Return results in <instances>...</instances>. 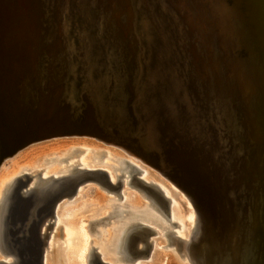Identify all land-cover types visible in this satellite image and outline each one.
I'll return each instance as SVG.
<instances>
[{"label":"water","instance_id":"1","mask_svg":"<svg viewBox=\"0 0 264 264\" xmlns=\"http://www.w3.org/2000/svg\"><path fill=\"white\" fill-rule=\"evenodd\" d=\"M201 1L185 0L209 20L212 9ZM118 2L0 0V38L8 37L0 43L12 40L10 28L28 18L37 27L27 45L13 41L8 51L0 50V163L45 137L83 135L114 145L180 187L196 213L200 207L205 220L201 232L184 247L192 264L193 251L196 262L205 264L206 240L209 250L218 251L215 261L207 260L210 264H264L262 202L246 206L241 199L247 189L229 186L243 175L246 185L253 186L256 175L246 164H254L256 156L264 160L262 152L254 153L260 145L248 139L244 126L251 117L243 111L236 89L230 106L226 102L231 98H222L224 106L208 100L213 91L201 78L207 50L223 63L232 54L213 34L190 30L175 0H131L136 18L129 29ZM16 15L22 16L20 22L9 23L8 17ZM251 109L264 112V105L258 101ZM139 174L135 170L129 182L151 188L166 205L162 192ZM29 180L24 175L4 205L0 240L11 262L0 264H42L58 207L88 181H98L118 199L122 196L120 176L110 183L100 169L53 178L41 190H26ZM248 209L255 211L254 217L249 215L253 227L244 231L243 210ZM142 228L148 236L154 234ZM174 238L179 250L183 241ZM150 246L145 239L137 254L147 253ZM98 258L92 248L91 264H103Z\"/></svg>","mask_w":264,"mask_h":264},{"label":"rangeland","instance_id":"2","mask_svg":"<svg viewBox=\"0 0 264 264\" xmlns=\"http://www.w3.org/2000/svg\"><path fill=\"white\" fill-rule=\"evenodd\" d=\"M204 1L205 2L207 1L205 4L207 5V7L208 6L211 7V9L213 8L214 2H215L214 6L218 7V9H216V7H214V9L212 10V12L210 14L211 18H212V19L210 18L211 25L213 28L215 27L213 29V31H214L213 34H214L217 42L218 43L220 42V45L225 44L226 46L231 47V48H228V47L227 48L229 50V53L232 54L229 56V58L227 56V60H226L227 62L223 63L224 64L223 68H225L223 70L224 71L223 74L226 75V76H224V79L225 80L227 79L226 81L228 83H230L232 81L231 79L233 77V81L231 82V83L234 82L232 84L233 85L232 88L235 90L236 87L238 86L236 90H237V93L239 94V98H241V99L243 98L242 101L240 99V104L244 103L243 105H241L243 108V111L245 112L246 115H249L250 117L253 116L249 121L245 122V124L246 123L250 124V127L247 125L248 126L247 128L249 130L248 132L250 134L249 136L253 137L254 141L259 140L260 136L258 134H256L257 129H255V128H257V125H256L258 123L257 113H259V110L255 109L252 111L251 106L253 103L255 104V102L258 103V101H261L262 104L264 105V97H263L264 96V92H263L264 88L262 91V87L264 86L263 85L264 80L261 79V78H264V76H263L264 75V67H263L264 63H262V65L259 63V62L264 61V29L261 30V28L259 26L254 25V24L249 25V22H251V19L257 16V14L254 13L256 8L250 7L251 9L250 10L248 9L249 5L251 6L250 2H253L254 0H236L237 4H236L235 0H229V1H227V0H225V1L224 0H216L217 2L215 0L214 1L210 0V2L212 1L211 3L209 2V0H203V2ZM175 2H177L176 3L177 5L180 4V0H175ZM208 2H209V4H208ZM230 3H232V4H230ZM220 4H222L223 6ZM226 8L228 10H226ZM231 8H233V9L235 8V9L233 10ZM238 8H240V9H238ZM220 9L222 11H220ZM223 10H224V12H223ZM229 10H231V11H229ZM227 12H228V14H227ZM249 12L253 13V15L250 14ZM213 14L216 15V16L214 15V18L216 20H214V18L212 16ZM232 15H235L236 17L232 16ZM39 16H40V14H39ZM221 17H223V18H221ZM21 18H22V16L16 15L14 17H8V20H10L9 23L11 21H14L15 23L18 24V22H20L19 20H21ZM236 18H238V19H236ZM11 19H13V20H11ZM34 19H35V17H34ZM239 19H240V21L238 22ZM223 20H225V21H223ZM235 20H236V22H234ZM216 22H217V24H216ZM27 23L29 26L27 25ZM30 23H31V25H30ZM231 24H232V26H231ZM24 25H22V26L20 25L19 27H15V28L11 27L10 31L14 30V32L16 31V33H17L16 34L13 32V36H15V37L12 40L14 42L20 41L19 43H23V45H25V44L27 45V43L30 41L29 39H32V34L36 33V31H35L36 22L32 23V20L28 18V21H26ZM238 25H239V27L240 26L242 27L241 28L242 31L240 30V28H234L236 26L238 27ZM228 26H231V27H229L231 29H229ZM226 27H227V29H226ZM26 29H28V30H26ZM215 29H217V30H215ZM223 29H225V31ZM220 30H223V31H220ZM226 30L227 31L229 30L228 31L229 37H228ZM232 30L234 31V33ZM237 30L238 31L240 30V32H238ZM243 30H245V31H243ZM20 31H22V32H20ZM247 31H248V34L246 33ZM221 32H222L223 36H222ZM239 33L241 34V36L238 35ZM244 33L247 35H245ZM231 34H233V35L231 36ZM216 36H218V37H216ZM224 36H226L227 38L226 37H225V39L221 38ZM218 38H221V39H218ZM7 39H8L7 35H3L0 38L1 41H5ZM233 39H235V40L232 41ZM12 40H10L11 42L8 41L6 43H4V42L0 43L1 52L4 53V52L8 51V46L12 44V42H13ZM222 40H225V41L221 42ZM232 43H234L233 46L231 45ZM235 46H237V47H235ZM236 48H237V50H236ZM233 49L237 53L234 52ZM238 50H239V52H238ZM240 50H241V52H240ZM242 51H244V52H242ZM248 52H249V54H248ZM249 55H251V56H249ZM259 56H260V58H259ZM239 57H240V59H239ZM248 57H249V59H247ZM242 58H244V60ZM228 59H230V60L228 61ZM251 59H254V60H251ZM241 60H243L244 62ZM245 60H246V62H245ZM222 61H223V59H222ZM235 63H237V65ZM256 64H257V66H256ZM239 66H241V68ZM244 66H245V68H244ZM228 67L229 68L231 67L232 69L229 70ZM260 69H262V71ZM233 70H235V71H233ZM257 70H259V71L257 72ZM238 71H241V72H238ZM252 71L253 72L255 71L257 73H255V72L253 73ZM233 72H234V74H233ZM247 73H248V75H247ZM258 73H260V74H258ZM235 74H237L238 76ZM227 75H229V76H227ZM255 75L258 77H256ZM236 76L239 78H236ZM242 76L247 78V79L243 78ZM229 77H231V78H229ZM254 77H255V79H254ZM259 81H260V83L262 82V84H260ZM236 84H238V85H236ZM234 86H236V87H234ZM239 88L241 89V93H239L240 92ZM247 88H248L249 92L247 91ZM243 89H244L245 93L247 92L246 94L244 93ZM257 89L261 91L260 92V94H261L260 96L262 97L261 100L260 99L258 100L257 98H255V97H257ZM262 93H263V95H262ZM246 97H247V101H248L247 103H246ZM262 99H263V101H262ZM251 100H253V101H251ZM247 104H249L250 106ZM260 112L262 113V110ZM263 114H264V112H263ZM255 115H256V117H255ZM251 127L252 128L254 127L253 128L254 130L251 129ZM47 141L36 142V143L30 144L28 147L25 148L26 151H25V149H23V150L19 151L16 154V156H13L14 158L11 157L12 159L11 158L7 159L3 164L2 172L12 162H14V163L17 162V164L20 163L19 167H18L19 170L18 169L17 170L21 174H25V175L30 176V180H29L30 182L27 185V186H30L32 184V182H34V181L38 182V179H40L41 174H46L48 176H51V175L62 176L64 173L69 171V169L70 170L79 169L80 168L79 164H83L84 167L87 168V170L100 169V170L104 171L106 173V175L109 177L108 180L110 183H114L116 180V176H120V179L122 181V187H121V190L119 193L122 196L120 199H118V197L116 195H114L111 192H107L105 189H103V187L99 183H97L95 181H88L84 185H81L79 187L77 194H75L72 198H70L68 200H64L62 205H60L57 209L56 220L54 222L53 227L49 231V237L47 240V245L44 247L43 260L44 259L45 260L43 262H45V263H43V264H51L50 259H52L53 256H57V257L61 256L62 259L65 260L66 264H71V262H70L71 257H69L70 252H72L74 254L76 253L77 249H75L76 251L74 250V248H76L75 245H77L78 241H81L82 238H83V240H82L83 243L86 244L85 250H83L84 255L82 258V264H87V254L89 253V249H91V247L95 248L96 253H99V257H100V259L102 258L101 261L103 263H106V264H125L123 262H120L119 260H118L119 262L118 261L116 262V259H114L116 257L112 256L113 255L112 251L107 250V252L105 253L106 250H104V249H106V245H107V241H108L107 239H109V243H110V241L112 240V237H113L111 235H114V232L111 230L112 226L113 225L115 226L114 222L109 224V226H111V227L107 226V227H104L101 229V233L104 232L103 233L104 235L106 233L105 237H103V235L101 234V238H97L95 234L93 237V234L91 235L89 233V223L92 220L101 219V218L107 216V214L111 211V208L109 206L113 203H116V204L124 203L122 209L123 210L125 209V211H137V210L140 211V210L147 208V206H145V204L147 205L149 201H154V198L151 195H149L144 189H139L140 188L139 186H135V184L127 185L126 182L128 179L122 177L123 174L120 173V170H118V168H117L119 166L120 160L127 161V162L130 161V163L134 164V166L137 167V169L140 171L138 178L142 179L143 181H144V179L152 180L155 184H159L163 189H165L168 197L164 196V195L163 196L168 199V203L166 205H163V206H164V209L167 210V212H168V218H165V219H163L161 217H159V218H161V221H163L162 225H165L166 223H167L166 225H168L167 219L171 220V218L173 219V220H171V222L174 223V225L170 226L167 230L166 229L161 230L162 227L160 228V226L157 225V223L154 221H153L154 224H152L151 219H150V221L148 219V221L142 222L141 225H145V226L151 228L155 232V234H151L148 236V234H147L148 232H146L145 239L152 242V244L150 246V249L147 251V253L142 254V255L141 254L140 255H133L134 264H137V263L147 264L146 262H150V264H189L187 262V259L182 256L183 252L175 249L176 245L173 244V245L166 246L167 241L164 238H162V234L166 233V232L168 233L170 231V232H174L175 236L179 237V238L181 237V235L184 237L187 236V233L185 232V229L187 228V226H186L187 219H186V216L184 218H183V216L187 213V210L193 211L192 205L190 204L188 199L185 197V195L182 192H180L176 187H174L158 171H156L155 169H153L149 165L142 163L141 161H139L138 159H136L132 155L125 154V152H123L122 150H119V149L112 147V146H109V145H104V144L97 142L93 139H88V138H57L56 139L55 138V139H51V140H47ZM24 151H25V153H24ZM27 151H28V153L26 154ZM23 159H25V160L23 161ZM62 159H64V160H62ZM254 164L258 165V162L255 161ZM85 165H87V166H85ZM71 166H74V167H71ZM75 167H77V168H75ZM65 170H67V171H65ZM143 172L145 173V175L144 174L141 175ZM107 173H109V174H107ZM142 176H144L143 177L144 179L142 178ZM112 179L114 181H112ZM41 184L42 183H39V185H41ZM144 196H148V199H146V197H144ZM134 201L137 203V205L135 204ZM130 204H131V206L129 207L128 205H130ZM181 216H182V219H181ZM180 223H182L184 227L183 226L181 227ZM72 224H76V227L73 230H70L68 232V230H69L68 228ZM96 239H98V240L95 241ZM99 239H101V240H99ZM180 239H183V238H180ZM101 243H102V246H101ZM138 247H140V245ZM97 249H100V250L102 249V250L100 251ZM100 253H102V254H100ZM3 260L5 261L6 259L4 256H2L0 254V261H3Z\"/></svg>","mask_w":264,"mask_h":264},{"label":"bare ground","instance_id":"3","mask_svg":"<svg viewBox=\"0 0 264 264\" xmlns=\"http://www.w3.org/2000/svg\"><path fill=\"white\" fill-rule=\"evenodd\" d=\"M119 2V5L123 8V10H124V12L126 13V16H127V29H129L130 27H131V24H133V21H134V19L136 18V15H134L135 13H134V9H133V7H132V3H131V0H118ZM214 1V0H213ZM216 1V0H215ZM225 1V0H224ZM227 1H229V0H227ZM236 1V0H235ZM207 2V1H206ZM206 2H203V0L201 1V3L203 4V3H206ZM209 2H210V0H209ZM209 2H208V4H209ZM212 2V1H211ZM210 2V3H211ZM217 2V1H216ZM231 2V1H230ZM177 2H175V8L180 12V15L181 16H183V19H184V21H185V23L189 26V28H190V30H194L195 32H197L196 33V35L198 34V33H200V35H201V33H204V34H206V35H210V33L211 34H213L214 33V31H213V29L215 28H213L212 27V25H211V20L209 19H207V17L203 14V11H202V9H200L198 12L196 11V10H193L192 8H190V6L187 4V2H185V0H180V4L179 5H177L176 4ZM223 3V2H222ZM213 4V3H212ZM218 4V3H217ZM230 4H232V3H230ZM236 4H237V1H236ZM250 4H251V6L249 5V7H248V9L250 10L251 8L250 7H254V8H256L255 9V12L254 13H256L257 14V16L256 17H254V18H252L251 19V22H249V25H257V26H259L260 28H261V30L262 29H264V0H254L253 2H250ZM214 5H215V2H214ZM213 5V8H212V10L214 9V7H216V6H214ZM220 5H222V4H220ZM225 5V4H224ZM234 5V4H233ZM212 6V5H211ZM223 6V5H222ZM226 6V5H225ZM236 6V5H235ZM227 7V6H226ZM230 7V6H229ZM242 7V6H241ZM225 8V7H224ZM216 9H218V7H216ZM231 9H233V8H231ZM235 9V8H234ZM233 9V10H234ZM238 9H240V8H238ZM237 9V10H238ZM242 9V8H241ZM115 10H117V9H115ZM226 10H228L227 8H226ZM113 11H114V9H113ZM215 11V10H214ZM213 11V12H214ZM220 11H222L221 9H220ZM229 11H231V10H229ZM242 11V10H241ZM223 12H224V10H223ZM233 13V12H232ZM250 14H252L253 15V13H251V12H249ZM211 14V13H210ZM217 14V13H216ZM227 14H228V12H227ZM226 14V15H227ZM230 14V13H229ZM240 14V13H239ZM262 14V15H261ZM113 15H118L117 14V12H114L113 13ZM214 15L215 14H213L212 16H213V18H214ZM259 15V16H258ZM19 16V15H18ZM216 16V15H215ZM218 16V15H217ZM225 16V15H224ZM229 16V15H228ZM232 16H235V15H232ZM219 17V16H218ZM230 17V16H229ZM236 17V16H235ZM239 17V16H238ZM220 18V17H219ZM221 18H223V17H221ZM234 18V17H233ZM30 19V18H29ZM113 19H114V25H117V17H113ZM212 19V18H211ZM218 19V18H217ZM229 19V18H228ZM236 19H238V18H236ZM13 20V19H12ZM111 19H109V21H110ZM214 20H216L215 18H214ZM219 20V19H218ZM230 20V19H229ZM28 21V20H27ZM223 21H225V20H223ZM240 21V19L238 20V22ZM17 22V21H16ZM213 22V21H212ZM229 22V21H228ZM234 22H236V20L234 21ZM29 23V22H28ZM28 23H27V25H28ZM33 23V22H32ZM25 24V23H24ZM214 24V23H213ZM216 24H217V22H216ZM238 24V23H237ZM236 24V25H237ZM243 24V23H242ZM26 25V26H27ZM30 25H31V23H30ZM34 25V24H33ZM222 25V24H221ZM226 25V24H225ZM224 25V26H225ZM241 25V24H240ZM25 26V25H24ZM29 26V25H28ZM231 26H232V24H231ZM231 26H228V28L229 27H231ZM32 27V26H31ZM34 27V26H33ZM218 27V26H217ZM27 28V27H26ZM37 28V27H36ZM209 28H210V30L211 31H209ZM224 28V27H223ZM234 28H240V30H241V26L239 27V25H238V27L236 26V27H234ZM29 29V28H28ZM28 29H26V30H28ZM221 29V28H220ZM226 29H227V27H226ZM229 29H231V28H229ZM215 30H217V29H215ZM224 31H225V29H223ZM223 30H220V31H223ZM240 30L238 31V32H240ZM246 30V29H245ZM245 30H243V31H245ZM249 30V29H248ZM19 31V30H18ZM219 31V32H220ZM227 31V30H226ZM229 31V30H228ZM228 31H227V34H228ZM233 31V30H232ZM242 31V30H241ZM20 32H22V31H20ZM216 32V31H215ZM237 32V33H238ZM14 33H16V31L14 32ZM19 33V32H18ZM230 33V32H229ZM233 33H234V31H233ZM243 33V32H242ZM247 34H248V31L246 32ZM17 34V33H16ZM221 34H222V32H221ZM220 34V35H221ZM226 34V33H225ZM245 34V33H244ZM247 34H245V35H247ZM250 34V33H249ZM19 35V34H18ZM214 35V34H213ZM216 35V34H215ZM233 34H231V36H232ZM235 35V34H234ZM238 35H240L241 36V34L239 33ZM13 36V35H12ZM219 36V35H218ZM218 36H216V37H218ZM222 36H223V34H222ZM239 36V37H240ZM243 36V35H242ZM14 37V36H13ZM225 37L226 36H224V37H221V38H224L225 39ZM228 37H229V34H228ZM234 37V36H233ZM232 37V38H233ZM236 37V36H235ZM247 37V36H246ZM18 38V37H17ZM221 38H218V39H221ZM227 38V37H226ZM20 39V38H19ZM230 39V38H229ZM21 40V39H20ZM235 39H233L232 41H234ZM240 40V39H239ZM13 41V40H12ZM223 41H225V40H222L221 42H223ZM229 41V40H228ZM251 41V40H250ZM11 42V41H10ZM9 42V43H10ZM18 42V41H17ZM20 42V41H19ZM244 42V41H243ZM252 42V41H251ZM225 43V42H224ZM219 44H220V42H219ZM233 44L234 43H232L231 45L233 46ZM236 44V43H235ZM243 44V43H242ZM246 44V43H245ZM252 44V43H251ZM250 44V45H251ZM222 45V44H221ZM237 45V44H236ZM8 46V45H7ZM223 46V45H222ZM242 46V45H241ZM245 46V45H244ZM256 46V45H255ZM226 47H228V46H226ZM235 47H237V46H235ZM251 47V46H250ZM228 48H231V47H228ZM233 48V47H232ZM242 48V47H241ZM252 48V47H251ZM258 48V47H257ZM256 48V49H257ZM235 49V48H234ZM233 49V50H234ZM247 49V48H246ZM255 49V50H256ZM259 49V48H258ZM257 49V50H258ZM236 50H237V48H236ZM248 50V49H247ZM254 50V51H255ZM232 51V50H231ZM252 51V50H251ZM234 52H236L235 50H234ZM238 52H239V50H238ZM240 52H241V50H240ZM242 52H244V51H242ZM237 53V52H236ZM253 53V52H252ZM256 53V52H255ZM260 53V52H259ZM248 54H249V52H248ZM254 54V53H253ZM211 55H213L209 50H207L206 52H205V54H204V56H203V61H201L202 63H200L201 65H202V69H203V71H202V73H201V78H203V80H204V82L206 83V85H208V87H209V89L210 90H212L213 92L211 93L210 92V94L207 96V99L208 100H211V98H213L214 100H215V102L217 103H219V104H223V106H224V103L222 102L223 100L226 102V99H230L229 101H227L226 103L230 106V103H232V102H234V98L232 97V90H233V88H232V84L234 83H228L225 79H224V76H226V75H224L223 74V70L225 69V68H223V61H221V59L220 58H217V57H215L214 55L213 56H211ZM242 55V54H241ZM209 56H211V57H209ZM240 56V55H239ZM248 56V55H247ZM249 56H251V55H249ZM255 56V55H254ZM259 58H260V56H259ZM233 59V58H232ZM239 59H240V57H239ZM243 60H244V58H242ZM246 59V58H245ZM247 59H249V57L247 58ZM230 59H228V61H229ZM243 60H241V61H243ZM251 60H254V59H251ZM256 60V59H255ZM232 61V60H231ZM235 61V60H234ZM240 61V62H241ZM262 61V60H261ZM244 62V61H243ZM242 62V63H243ZM245 62H246V60H245ZM256 62V61H255ZM258 62V61H257ZM226 63V62H225ZM261 65H262V63H264V61L263 62H259ZM232 64V63H231ZM236 65H237V63H235ZM259 64V65H260ZM244 65V64H243ZM254 65V64H253ZM258 65V66H259ZM226 66V65H225ZM230 66V65H229ZM256 66H257V64H256ZM255 66V67H256ZM240 68H241V66H239ZM261 67V66H260ZM264 67V66H263ZM229 68V67H228ZM234 68V67H233ZM244 68H245V66H244ZM258 68V67H257ZM232 68L230 67L229 68V70H231ZM237 69V68H236ZM248 69V68H247ZM228 70V71H229ZM238 70V69H237ZM255 70V69H254ZM261 71H262V69H260ZM227 71V70H226ZM233 71H235V70H233ZM242 71V70H241ZM241 71H238V72H241ZM259 70H257V72H258ZM260 71V72H261ZM243 72V71H242ZM253 72V71H252ZM255 72V71H254ZM253 72V73H254ZM257 72H255V73H257ZM228 73V72H227ZM226 74V73H225ZM233 74H234V72H233ZM240 74V73H239ZM242 74V73H241ZM258 74H260V73H258ZM257 74V75H258ZM235 75H237V74H235ZM234 75V76H235ZM247 75H248V73H247ZM227 76H229V75H227ZM238 76V75H237ZM236 76V78H239V77H237ZM245 76V75H244ZM256 76V75H255ZM264 76V75H263ZM262 76V77H263ZM243 77V76H242ZM247 77V76H246ZM256 77H258V76H256ZM229 78H231V77H229ZM228 78V79H229ZM243 78H245V77H243ZM260 78V77H259ZM232 79H233V77H232ZM242 79V78H241ZM245 79H247V78H245ZM254 79H255V77H254ZM258 79V78H257ZM262 80H264V78H261ZM259 80V79H258ZM261 80V81H262ZM230 81V80H229ZM236 81V80H235ZM243 81V80H242ZM247 81V80H246ZM245 81V82H246ZM249 81V80H248ZM240 82V81H239ZM238 82V83H239ZM241 83V82H240ZM244 83V82H243ZM259 83H260V81H259ZM260 84H262V82L260 83ZM235 85V84H234ZM236 85H238V84H236ZM256 85V84H255ZM264 85V84H263ZM240 86V85H239ZM257 86V85H256ZM234 87H236V86H234ZM238 87V86H237ZM237 87H236V89H237ZM252 87V86H251ZM255 87V86H254ZM253 87V88H254ZM258 87V86H257ZM262 87V86H261ZM256 88V87H255ZM263 88H264V86L262 87V91H263ZM240 89V88H239ZM259 89V88H258ZM258 89H257V92H258ZM261 89V88H260ZM243 91H244V89H243ZM247 91H248V88H247ZM239 92V91H238ZM249 92V91H248ZM264 92V91H263ZM239 93H241V89H240V92ZM244 93H245V91H244ZM247 93V92H246ZM245 93V94H246ZM255 94V93H254ZM253 94V95H254ZM260 94V93H259ZM248 95V94H247ZM262 95H263V93H262ZM224 96V97H223ZM239 96V95H238ZM246 96V95H245ZM242 97V96H241ZM254 97V96H253ZM264 97V96H263ZM222 98H223V100H222ZM239 99H241V98H239ZM245 99V98H244ZM243 100V98L241 99V101ZM255 100V99H254ZM212 101V100H211ZM251 101H253V100H251ZM262 101H263V99H262ZM244 102V101H243ZM242 102V103H243ZM248 101H247V97H246V103H247ZM255 103H257V102H255ZM262 103V102H261ZM244 104V103H243ZM243 104H241V105H243ZM247 105H249V104H247ZM252 105H254V103L252 104ZM250 106V105H249ZM245 108V107H244ZM243 109V108H242ZM246 110V109H245ZM257 110V109H256ZM261 111V110H260ZM256 112V111H255ZM258 112V111H257ZM253 117V116H252ZM251 117V118H252ZM255 117H256V115H255ZM256 120V119H255ZM257 121H258V123L256 124L257 125V128H255V129H257V133L256 134H258L259 136H260V139L259 140H255L254 141V138L253 137H250L249 135H248V139L249 140H251L252 142H254L255 143V146L256 145H260V147H259V149H257V150H255V154H257V153H259V151L260 152H262L263 153V156H264V125H261L262 123H261V121L262 122H264V114H263V112L261 113H257ZM247 122V121H246ZM251 122V121H250ZM259 123H260V125H259ZM249 127H250V124H248V123H246ZM255 125V126H256ZM245 126V128L248 130V126H246V125H244ZM253 126V125H252ZM254 128V127H253ZM252 127H251V129H253ZM254 130V129H253ZM251 131V130H250ZM252 133V132H251ZM253 135V134H252ZM57 139V138H88V137H85V136H83V135H73V136H67V135H65V136H54V137H45V139H41V140H39L38 142H43V141H47V140H51V139ZM88 139H93V138H88ZM257 139V138H256ZM94 140V139H93ZM95 141H97V140H95ZM48 142V141H47ZM97 142H100V141H97ZM36 143V142H35ZM100 143H102V142H100ZM103 144V143H102ZM30 145V144H29ZM29 145H27V146H25V147H23V148H20V149H18L16 152H14L11 156H9L8 158H6V159H4V160H2V162L0 163V226H1V221H2V217H3V215H2V212H3V209H4V205L6 204V201H7V199H8V196H9V194L11 193V191L16 187V185L18 184V182L21 180V179H23L24 178V175L25 174H21V173H19L18 172V167H19V164L20 163H18L17 164V162L16 163H14V162H12L11 164H9V166L2 172V169H3V164H4V162L7 160V159H9V158H11V157H13V156H16V154L19 152V151H21V150H23V149H25L26 147H28ZM47 145V144H46ZM105 145V144H104ZM109 146H112V147H115L114 145H109ZM115 148H117V149H119V150H122V149H120V148H118V147H115ZM35 149V148H34ZM25 151H26V149H25ZM25 151H24V153H25ZM29 151V150H28ZM28 151L26 152V154L28 153ZM123 152H125V154H128V155H132L133 157H135L136 159H138L139 161H141L142 163H144L143 161H142V159L139 157V156H137V155H134V154H130V153H128V152H126V151H124V150H122ZM260 155V154H259ZM14 158V157H13ZM12 159V158H11ZM10 159V160H11ZM123 159V158H122ZM256 159H258V160H256L257 162H258V165H255V164H252V165H250L248 168H247V164H250L251 162H248L247 164H246V170L247 171H250V170H254V175H256V178L255 179H253L251 182V184H253V186H247L246 185V176L245 175H243L242 176V178H239L236 182H234V183H232V184H230L229 186H231L230 188H232L233 187V185L235 186L234 188H240V187H243L244 188V190L245 189H247L246 191H248L249 193H247L246 195H245V197H243L241 200L243 201V203L247 206V204H251L252 203V201H253V203H257V200H260L261 202H262V206L264 207V160H261V156L260 157H257L256 156ZM25 159H23V161H24ZM62 160H64V159H62ZM52 161V160H51ZM119 161V160H118ZM117 161V162H118ZM209 161V160H208ZM82 162V161H81ZM209 162H211V160L209 161ZM73 164V163H72ZM146 164V163H145ZM80 165V168L79 169H72V170H70L69 169V171H67V170H65V171H67L66 173H64L62 176H54V175H51V176H48V175H46V174H41V176H40V179L41 178H47V180H45V181H41V180H39L38 179V182L37 181H34V182H32V184L30 185V186H27L25 189L26 190H29V189H32V190H41V189H43L44 187H47V186H49L50 184H51V182L53 181V178H59V177H71V176H74L75 174H76V172L78 171V170H87V168H85L84 167V165L83 164H79ZM146 165H148V164H146ZM27 166V165H26ZM85 166H87V165H85ZM150 166V165H149ZM71 167H74V166H71ZM117 167V166H116ZM150 167H152V166H150ZM26 168V167H25ZM24 168V169H25ZM75 168H77V167H75ZM118 168V170H120V173H122L123 174V176L122 177H124V178H126V179H128L127 180V185H133V184H135V183H132V182H129L130 180H131V178H133L135 175V170H138L137 169V167H135L134 166V164H132V163H130V161L129 162H127V161H122V160H120L119 161V166L117 167ZM153 168V167H152ZM18 169V170H17ZM21 169V168H20ZM64 169V168H63ZM68 169V168H67ZM90 169V168H89ZM115 169V168H114ZM92 170V169H91ZM117 170V171H118ZM156 170V169H155ZM61 171V170H60ZM157 171V170H156ZM116 172V171H115ZM159 172V171H158ZM25 173V172H24ZM160 173V172H159ZM34 174V173H33ZM107 174H109V173H107ZM145 175V173L143 172L141 175ZM161 175H162V173H160ZM38 175V174H37ZM163 176V175H162ZM108 177V176H107ZM117 177V176H116ZM144 176H142V178H143ZM164 177V176H163ZM109 178V177H108ZM165 178V177H164ZM144 179V178H143ZM168 180V179H167ZM93 181V180H92ZM112 181H114L113 179H112ZM144 181L147 183V184H150V185H154V186H156L161 192H162V195H164V196H167V192L165 191V189H163L159 184H155L152 180H146V179H144ZM172 185H174L170 180H168ZM30 182V181H29ZM95 182H97L98 183V181H95ZM244 182V183H243ZM39 183H42L41 185H39ZM100 184V183H99ZM126 185V184H125ZM126 185V186H127ZM135 186H138V185H136L135 184ZM140 188L139 189H144L149 195H151L153 198H154V201H149L148 202V204L146 205L145 204V206H147V208H145V209H143V210H140V211H125V209L123 210L122 208H123V204L124 203H122V204H116V203H113V204H111L109 207L111 208V211L107 214V216H105V217H103V218H101V219H97V220H92L90 223H89V232L91 233V235L93 234V237H94V234L96 235V237L97 238H101V234L103 235V237H105V235H106V233H105V235L103 234V233H101V229L102 228H104V227H107V226H109V224L110 223H115V226L113 227L112 226V231L114 232V235H111V236H113L112 237V240L110 241V243H109V239H107L108 241H107V245H106V249H104V250H106L105 251V253L107 252V250L108 251H112V253H113V255L112 256H115L116 258H114V259H116V262L119 260L120 262H123V263H125V262H127V261H130V260H134V258H133V255H140V254H137V250L138 249H144V244H145V234H146V232L145 231H143V226H145V225H141L142 224V222L143 221H148V219H149V221H150V219L152 220V224H154L153 223V221L154 222H156L157 223V225H159L160 226V228H161V230H163V229H168L171 225H170V222H171V220H173L172 218H171V220L169 219H167V221H168V225H162V223H163V221H161V218H163V219H165L166 217L164 216V211L163 210H165L164 209V206H163V204H162V202L160 201V199H159V195L157 196L156 195V193L151 189V188H149V187H142V186H139ZM177 188H180V187H178L177 186ZM179 190V189H178ZM180 191V190H179ZM181 192V191H180ZM147 194V195H148ZM144 197H146V199H148V196H144ZM168 197V196H167ZM170 199V198H169ZM220 200H222V198L220 199ZM223 200H224V198H223ZM122 202V201H121ZM135 202V201H134ZM133 202V203H134ZM224 202V201H223ZM215 203H216V201H215ZM135 204L137 205V203L135 202ZM191 204V203H190ZM135 205V206H136ZM129 207L131 206V204L130 205H128ZM217 206V205H216ZM133 207V206H132ZM109 208V209H110ZM134 208V207H133ZM136 209V208H135ZM192 209H193V211L192 210H187V213L183 216V218L186 216V219H187V224H186V226H187V228L185 229V232L187 233V236H182L181 235V237L180 238H183L182 239V245L180 244V249H179V251H182L183 252V254H182V256L183 257H185L186 259H187V262L189 263V264H192L191 262H190V260H189V258H188V256H187V254H186V252H185V249H184V247H186V245H189L190 243H191V239L192 238H194V237H196V236H198V234L201 232V225L203 224V222L205 221L204 220V218H202V215L199 213L200 212V207L198 206L197 207V213H196V211H195V209L192 207ZM243 213L244 214H246V219L244 220V225H242V228H243V230L244 231H246V230H248L249 228H252L253 227V225L251 224V217H249V215L251 214V216H253L254 214H255V211H254V209H248V213H247V211L245 210H243ZM159 217H161V218H159ZM179 217V216H178ZM254 217V216H253ZM170 218V217H169ZM180 219V218H179ZM181 219H182V216H181ZM146 223V222H145ZM150 223V222H149ZM156 225V224H155ZM251 225V226H250ZM180 226L182 227L183 226V224L182 223H180ZM76 227V224H72L71 226H69V230H68V232L70 231V230H73L74 228ZM109 227H111V226H109ZM184 227V226H183ZM238 232V231H237ZM112 234V233H111ZM154 234H155V232H154ZM0 235H1V227H0ZM177 235V234H176ZM161 237V236H160ZM174 237H176L175 236V233H174V236L173 235H171L170 234V231L167 233H163L162 234V238H164L166 241H167V245L166 246H169V245H176V248L175 249H177V247H178V242H177V240L174 238ZM82 238V237H81ZM179 238V237H178ZM185 239V240H184ZM237 239V238H236ZM82 240H83V238H82ZM78 241V243H77V245H75V247L76 248H74V250L75 249H77V251H76V253L74 254V253H72V252H70V255H69V257H71V260H70V262H71V264H82V258H83V250H85V243H83V241ZM98 239H96L95 241H97ZM99 240H101V239H99ZM147 240V239H146ZM103 241V240H102ZM101 241V242H102ZM85 242V241H84ZM104 242V241H103ZM87 243V242H86ZM109 243V244H108ZM140 243V244H139ZM151 244H152V242H151ZM99 245V244H98ZM97 245V246H98ZM140 245V247H138ZM202 245L204 246V248H203V246H202V248L204 249V253H205V255H206V259L207 260H209V261H213V259H214V261L216 260L214 257L215 256H217V250H216V252H214V250H209V247H210V244H209V241H205L204 243H202ZM96 246V245H95ZM101 246H102V243H101ZM104 247V246H103ZM198 247H200V244H199V246ZM92 248V247H91ZM99 248V247H98ZM103 249V248H102ZM101 249V250H102ZM198 249H201V247L200 248H198ZM231 249H232V246L230 247V246H228V248H227V250H226V252L227 253H230V252H232L231 251ZM73 250V249H72ZM73 250V251H74ZM97 250H100V249H97ZM100 250V251H101ZM103 250V251H104ZM178 250V249H177ZM209 250V251H208ZM74 251V252H75ZM92 252V249H89V253L87 254V255H89L88 256V259H87V264H90V259H92V254H90ZM185 252V253H184ZM111 253V254H112ZM0 254L2 255V256H4L5 257V261L4 262H6V263H10L11 262V259L8 257V256H6V255H4V253H3V251H2V246H1V240H0ZM100 254H102V253H100ZM141 255H142V253H141ZM189 256L191 257V259H192V261H193V264H198V262H196V260H195V252L193 251V252H191V253H189ZM103 257V256H102ZM219 257V256H218ZM159 258V257H158ZM102 259V258H101ZM45 260V259H44ZM43 260V258H42V264L43 263H45V262H43L44 261ZM205 261V264H210L208 261ZM118 261V262H119ZM126 264V263H125ZM134 264V263H133Z\"/></svg>","mask_w":264,"mask_h":264},{"label":"flooded vegetation","instance_id":"4","mask_svg":"<svg viewBox=\"0 0 264 264\" xmlns=\"http://www.w3.org/2000/svg\"><path fill=\"white\" fill-rule=\"evenodd\" d=\"M90 233V232H89ZM91 234V233H90ZM93 248V247H92ZM91 248V249H92ZM95 249V248H94ZM55 250V249H54ZM90 254H92V252L90 253ZM88 256L89 255H87V259H88ZM92 257V256H91ZM99 259V261L101 262V263H103L102 261H101V259H100V257L98 258ZM50 261H51V264H66V262H65V260L64 259H62V257L60 256V257H57V256H53V258L52 259H50ZM126 264H133L134 263V260H130V261H127V262H125ZM147 264H150V262H146ZM90 264H91V259H90ZM103 264H106V263H103ZM137 264H139V263H137Z\"/></svg>","mask_w":264,"mask_h":264}]
</instances>
